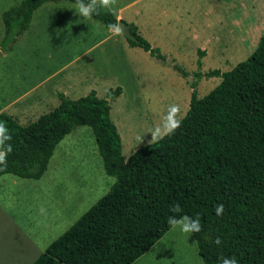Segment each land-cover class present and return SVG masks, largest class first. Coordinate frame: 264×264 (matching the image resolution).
I'll return each mask as SVG.
<instances>
[{
    "label": "trees",
    "instance_id": "16d2710c",
    "mask_svg": "<svg viewBox=\"0 0 264 264\" xmlns=\"http://www.w3.org/2000/svg\"><path fill=\"white\" fill-rule=\"evenodd\" d=\"M62 0H21L3 13L5 35L0 54L12 48L29 27L34 12L44 3ZM75 3V0H66ZM87 2V0H86ZM95 20L106 27L116 15L101 10ZM134 39L152 56L166 60L158 47L129 23ZM205 50H198L191 99L181 127L171 136L137 149L128 159L111 102L122 87L110 88L105 97L96 90L77 99L58 93L59 104L29 124L1 111L12 139L7 166L0 177L40 179L57 145L78 126H90L103 167L116 181L32 264H132L147 253L169 230L171 207L176 215L199 217L202 231L193 234L204 264H222L235 257L238 264H264V33L256 49L234 68L204 71ZM174 68L183 77L190 73ZM221 77L203 97L201 79ZM223 204L218 217L215 208ZM219 237L221 244L213 243Z\"/></svg>",
    "mask_w": 264,
    "mask_h": 264
},
{
    "label": "rangeland",
    "instance_id": "374dc122",
    "mask_svg": "<svg viewBox=\"0 0 264 264\" xmlns=\"http://www.w3.org/2000/svg\"><path fill=\"white\" fill-rule=\"evenodd\" d=\"M20 1L0 0V44L5 35L3 13ZM73 5L68 1L43 4L12 50L0 54L1 111H11L24 125L37 120L41 114L38 108L29 110L21 103L8 104L5 98L17 93L21 85L27 86L62 67L65 68L50 83L74 82L82 92L78 97L93 89L99 97H105L108 89L121 86L122 95L111 102V117L120 132L126 160L149 144L148 129L155 127L169 105L180 107L178 119L185 116L198 50H205L204 71H227L248 58L264 33V0H117L116 15L127 23H135L140 34L166 55L164 61L140 47H125L128 42L122 33V43H127L118 48L116 37L101 21L74 15ZM56 12L60 18L54 22L53 30L42 29L44 18L56 16ZM100 41L104 43L93 48L87 57L73 62L79 53ZM106 46L112 49L105 52ZM117 49L118 55L112 57ZM90 58L96 77L89 78L84 70L74 75ZM174 64L190 75L183 77ZM221 80L201 79L197 86L199 96L203 97ZM53 104L57 106L56 102ZM48 108L52 109V104ZM48 108L44 110L48 112ZM115 181V176L105 172L95 136L87 125L76 127L57 145L40 179L1 176L0 264H32L109 192ZM132 264L204 263L193 234L177 229L169 230Z\"/></svg>",
    "mask_w": 264,
    "mask_h": 264
},
{
    "label": "clouds",
    "instance_id": "9594fccd",
    "mask_svg": "<svg viewBox=\"0 0 264 264\" xmlns=\"http://www.w3.org/2000/svg\"><path fill=\"white\" fill-rule=\"evenodd\" d=\"M117 0H75L73 8L75 14L85 19H91L94 14L98 15L101 10L116 15L115 5ZM116 23H110L107 28L108 31L114 35H119L122 31V25L120 23V17L116 15ZM181 109L178 105H169L167 111L161 115L160 121L155 127L148 129V133L151 134V139L148 141L149 144L158 142L165 137L171 136L177 129L181 127V119H178ZM12 139L9 134L8 128L5 123L0 122V166H7L8 154L12 152L13 148L10 143H7ZM44 209H41L43 212ZM182 211L180 205L177 203L171 207L170 215L167 219V224L170 230H179L184 234H198L202 231V226L199 217L192 218L188 215H176ZM225 208L223 204H219L215 208V213L218 217L224 214ZM213 243L220 245L221 240L216 237ZM222 264H238L235 257H222Z\"/></svg>",
    "mask_w": 264,
    "mask_h": 264
},
{
    "label": "crops",
    "instance_id": "0c3cea01",
    "mask_svg": "<svg viewBox=\"0 0 264 264\" xmlns=\"http://www.w3.org/2000/svg\"><path fill=\"white\" fill-rule=\"evenodd\" d=\"M62 1H66V0H62ZM50 2H56V1H50ZM68 2H71V1H68ZM121 10H122V6L118 8V11L121 12ZM56 13H57L56 16L48 14L50 16H46L44 18L43 23H41V25H40L42 27V29L47 30V31L53 30L54 22H58L56 20L60 18L59 12H56ZM74 15H76L75 12H74ZM120 34L119 35L111 34V36L116 37V39L114 41L116 42V45L118 48L120 46L121 47L125 46L124 44H126L128 42V41L126 42L127 39L126 40L124 39L125 41H123V43H122V39L120 38ZM111 36H109V38ZM101 41L94 44L93 46H90L89 48H86L85 50H83L81 53L78 54V56L76 57V59L73 62L78 61V60L80 61V60L84 59L85 57H87V55L92 52L91 50L93 48L103 44L105 40L103 41V43ZM127 44L128 45L125 47L128 48V46H130V45H129V43H127ZM64 45H65V43L63 44V46ZM111 49H112V46H106L104 48L105 52H109L108 50H111ZM11 50L12 49H10L9 51H11ZM118 53H119V49H117V51L113 52L112 57L118 55ZM113 63H115V62H113ZM64 68L65 67H62L59 70L48 74L47 76H45L44 78H42L40 80L37 79L33 83H29V85H27V86L22 87V85H21V88L19 91H17V93L12 94L11 97H9V98H5L6 103H8V104L21 103V104H24L25 107H27V109H29V110L38 108L39 111H41V114H43V113H46V110H44V109L48 108L50 104H52V107L55 108L53 102L54 103L56 102L57 105L59 104L60 100L58 98V93H60V92H63L64 94H66L68 97H70L72 99H77L76 97L80 96L81 95L80 93H82V92H80L79 87H76V84L74 82H69L66 84H65V81H63V82L60 81L61 82L60 84L59 83H55V84L50 83L52 80V77ZM78 70H79V72H78ZM81 70H84L85 72H87V75L89 78H95L97 75L96 74L97 70L95 69V65L93 63V60H91V58L88 59V61H85V64L81 65V67L77 68V70L74 71V73L75 72H77V73L74 75L78 76L81 73ZM103 72H107V71L104 70ZM23 85H26V84H23ZM89 90H90V88H88L87 91H89ZM52 109L48 108L47 111H50ZM4 112H7L8 114L14 116L11 111H4ZM40 115H37V118ZM126 161H128V160H126Z\"/></svg>",
    "mask_w": 264,
    "mask_h": 264
},
{
    "label": "water",
    "instance_id": "95a60500",
    "mask_svg": "<svg viewBox=\"0 0 264 264\" xmlns=\"http://www.w3.org/2000/svg\"><path fill=\"white\" fill-rule=\"evenodd\" d=\"M120 23H121L122 28H123V31L121 33L124 34L125 37H127V38L134 39V35L131 32L130 24L125 22L124 20H120Z\"/></svg>",
    "mask_w": 264,
    "mask_h": 264
}]
</instances>
